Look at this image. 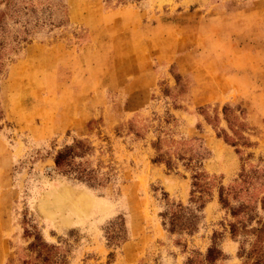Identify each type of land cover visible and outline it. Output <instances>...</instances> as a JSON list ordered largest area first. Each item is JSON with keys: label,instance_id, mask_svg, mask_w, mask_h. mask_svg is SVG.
Returning <instances> with one entry per match:
<instances>
[{"label": "rangeland", "instance_id": "obj_1", "mask_svg": "<svg viewBox=\"0 0 264 264\" xmlns=\"http://www.w3.org/2000/svg\"><path fill=\"white\" fill-rule=\"evenodd\" d=\"M0 264H264V0H0Z\"/></svg>", "mask_w": 264, "mask_h": 264}, {"label": "trees", "instance_id": "obj_2", "mask_svg": "<svg viewBox=\"0 0 264 264\" xmlns=\"http://www.w3.org/2000/svg\"><path fill=\"white\" fill-rule=\"evenodd\" d=\"M60 159H62V154L60 155V157H59ZM59 158H58V164H60V161H59ZM216 252H215V250H210L209 251V253H208V262L210 263H212L215 259H216V256H214V254H215ZM217 254V253H216Z\"/></svg>", "mask_w": 264, "mask_h": 264}, {"label": "bare ground", "instance_id": "obj_3", "mask_svg": "<svg viewBox=\"0 0 264 264\" xmlns=\"http://www.w3.org/2000/svg\"><path fill=\"white\" fill-rule=\"evenodd\" d=\"M88 196V195H87ZM58 198V197H57ZM54 199V198H53ZM58 201V200H57ZM60 201V200H59ZM55 204H57V203H55ZM59 205V204H58ZM59 207V206H58ZM50 216V215H49Z\"/></svg>", "mask_w": 264, "mask_h": 264}]
</instances>
